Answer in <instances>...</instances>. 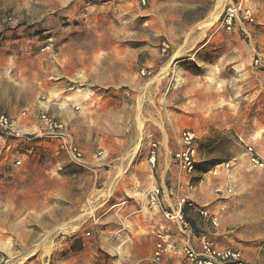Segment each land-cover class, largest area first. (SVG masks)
Segmentation results:
<instances>
[{"label": "rangeland", "instance_id": "obj_1", "mask_svg": "<svg viewBox=\"0 0 264 264\" xmlns=\"http://www.w3.org/2000/svg\"><path fill=\"white\" fill-rule=\"evenodd\" d=\"M237 2L255 22L228 31L221 14ZM51 107L70 132L103 137L126 157L74 164L40 136L38 115ZM1 114L20 132H0V199L12 226L0 264L148 262L150 237L124 245L115 214L125 211L110 204L136 205L142 190L122 182L133 156L146 153L145 165L153 150L168 159L183 130L197 137L186 179L201 191L184 211L194 232L264 264V167L247 150L264 164V0H0ZM217 160L232 163L209 174ZM150 209L146 200L141 213ZM213 211L218 226L210 219L206 229L198 216Z\"/></svg>", "mask_w": 264, "mask_h": 264}, {"label": "built area", "instance_id": "obj_2", "mask_svg": "<svg viewBox=\"0 0 264 264\" xmlns=\"http://www.w3.org/2000/svg\"><path fill=\"white\" fill-rule=\"evenodd\" d=\"M236 20H243L248 24H253L255 17L250 8L242 7V3L237 2L223 10L220 25L229 31L233 29ZM258 63L259 60L256 59L254 64L257 66ZM20 115L25 117L26 112L22 111ZM38 118L40 136L56 140L60 149L70 157L74 164L86 167L84 153L73 140L66 124L62 120H57L53 115H49L47 111L40 112ZM15 123V120L11 117L1 114L0 132L17 133L18 135L20 130L16 128ZM27 135L30 134L28 133ZM196 139V135L190 130H183L177 138L178 146L173 152L171 160L172 165L177 170V178L165 188L169 204L165 208L162 207L159 188L150 190L146 197L148 207L160 209L163 219L176 225L181 239V245L178 246L175 242L170 241L164 233L157 232V240L152 249L151 261L155 264H162L164 257L176 256L179 258V264H249L240 250L220 247L209 234L204 232L195 233L191 223L185 216V207L191 206V204L189 203L188 195L181 194V191L184 186L187 189H193V186L186 178L195 172ZM247 150L250 155V162L254 166L264 167L257 153L251 147H248ZM155 159L156 154L153 150L150 153L149 160L154 164ZM231 163V161H228L216 165L210 172L215 175L219 172V168L228 169ZM182 179H186L185 185L181 181ZM202 213L203 215L207 214L206 212ZM217 220V215H212L211 222L213 225H217Z\"/></svg>", "mask_w": 264, "mask_h": 264}, {"label": "crops", "instance_id": "obj_3", "mask_svg": "<svg viewBox=\"0 0 264 264\" xmlns=\"http://www.w3.org/2000/svg\"><path fill=\"white\" fill-rule=\"evenodd\" d=\"M50 109L53 112V116L56 117V110H54L52 107ZM33 121L31 122L25 121L22 123V126L28 125L29 123L32 124ZM207 124L208 125L214 124V122H208ZM26 128H29V127H26ZM71 132H73V135H74L73 139L75 143L83 151L86 162L87 160L92 158V156H97L99 153H101V157H99V159H103V158L104 159L105 158L106 159L107 158L109 159L120 158L121 159L122 157L123 158L126 157V154H127V152L125 151L126 148L122 150L119 146H116L115 143L112 142V144H110V142L107 139L103 140V137L93 136L90 139H82L78 135V133L76 132L74 133V131H71ZM207 133H208V130L204 127L201 130V136L206 137ZM235 134L238 140L245 142V140L243 139V137L238 131H235ZM124 143L127 144L126 147H129L130 145H132V143H136V142L133 140H127ZM160 154L161 153L158 152V155L156 156L154 164L151 163L150 160L148 161V159H146L145 160L147 162L146 165L144 164V159L147 156L146 153L138 152L137 155L135 156H133L134 154L131 155L130 158H132L133 156L134 158L137 159L136 162L138 163L133 164L132 167L128 169V172H127L128 175L124 177L122 182L123 184L130 185V187H132L133 189H136L138 187L139 190H142L141 192H138L141 194V197L136 198L137 200L136 205H131L130 207L127 206L126 208L124 207L126 204L125 201H120L118 203L110 204L111 207L115 206L116 213H122L123 211H125V213L123 212L122 214H115L117 218L119 219L118 221L121 226V228L118 230L117 233H119V236L121 235L127 238V239L123 238L122 243L124 245L128 244L127 241H129L130 239L131 242L133 243V247H136L137 246L136 238H146V236L150 237L149 240L152 241V246L149 252L150 260H151V254H152V249L154 247V243L157 240L156 238L157 232L164 233L170 239V241L175 242L178 246L181 245L180 234L178 232L176 225L165 221L162 217L160 209L152 208L146 214L141 213L142 212L141 210L145 207V202H146V197L148 195V192L155 188H159L162 191V194H161L162 207H166L169 204V200L165 194V188H166V182H167L166 180L173 176L174 177L177 176V170L171 163L172 156H170L167 159L165 157H161ZM93 162H94L93 160H90L91 164H94ZM104 162L105 163L107 162V164H110V161L104 160ZM104 162L100 161V164H104ZM153 168H155L154 171L152 170ZM126 169H123L122 172L125 173ZM210 171L211 170H209L208 173L212 174ZM115 172H118V168L116 169ZM200 187L201 186L199 187L194 186L192 190L188 191V196H190V198L193 200L196 199L197 195L199 194L198 192L201 191ZM207 203H209L208 200L205 201V204ZM8 206H9V203L7 200L0 199V239L8 237L7 232L12 231V226L9 225L11 211L9 210V208H7ZM211 214H215V212ZM198 218H199L198 221L200 222L202 221L201 223L204 224L205 227L207 226V224L204 222L210 221L211 219V217H201V216H198ZM188 220L191 223V225L194 227L195 226L194 221L190 218ZM219 225L220 227L217 229L212 227L213 229L216 230V232H214L215 235L221 234L220 232H223L225 228V225L223 224V222H221V220H220ZM206 229L208 228L206 227ZM218 245L220 247H227L219 243ZM2 246H3L2 243H0V247L2 248V250H4L3 248L7 249V246L5 247L4 246L2 247ZM244 258L247 262H250L246 257ZM150 260L148 262H143V263H141L140 261L133 260L134 263L132 264H155L154 262ZM162 264H179V258L176 256H166L164 257Z\"/></svg>", "mask_w": 264, "mask_h": 264}, {"label": "trees", "instance_id": "obj_4", "mask_svg": "<svg viewBox=\"0 0 264 264\" xmlns=\"http://www.w3.org/2000/svg\"><path fill=\"white\" fill-rule=\"evenodd\" d=\"M222 162H224V161H213V163H212V166L214 167V166H216L217 164H219V163H222Z\"/></svg>", "mask_w": 264, "mask_h": 264}, {"label": "bare ground", "instance_id": "obj_5", "mask_svg": "<svg viewBox=\"0 0 264 264\" xmlns=\"http://www.w3.org/2000/svg\"><path fill=\"white\" fill-rule=\"evenodd\" d=\"M220 7V6H219Z\"/></svg>", "mask_w": 264, "mask_h": 264}]
</instances>
